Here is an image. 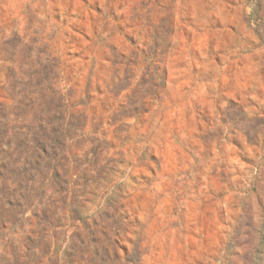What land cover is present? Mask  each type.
Listing matches in <instances>:
<instances>
[{
    "label": "rangeland",
    "instance_id": "obj_1",
    "mask_svg": "<svg viewBox=\"0 0 264 264\" xmlns=\"http://www.w3.org/2000/svg\"><path fill=\"white\" fill-rule=\"evenodd\" d=\"M0 264H264V0H0Z\"/></svg>",
    "mask_w": 264,
    "mask_h": 264
}]
</instances>
